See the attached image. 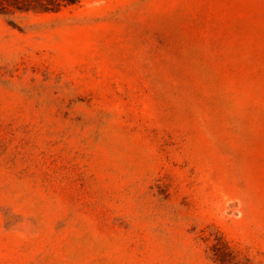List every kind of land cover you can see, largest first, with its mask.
I'll list each match as a JSON object with an SVG mask.
<instances>
[{"label": "rangeland", "instance_id": "374dc122", "mask_svg": "<svg viewBox=\"0 0 264 264\" xmlns=\"http://www.w3.org/2000/svg\"><path fill=\"white\" fill-rule=\"evenodd\" d=\"M264 264V0L0 14V264Z\"/></svg>", "mask_w": 264, "mask_h": 264}, {"label": "trees", "instance_id": "16d2710c", "mask_svg": "<svg viewBox=\"0 0 264 264\" xmlns=\"http://www.w3.org/2000/svg\"><path fill=\"white\" fill-rule=\"evenodd\" d=\"M82 0H0V14L14 11L56 12ZM212 245L214 259L219 264H245L237 251L227 241L220 239Z\"/></svg>", "mask_w": 264, "mask_h": 264}]
</instances>
